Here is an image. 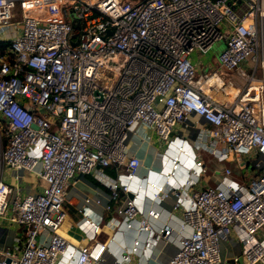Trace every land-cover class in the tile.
Segmentation results:
<instances>
[{"label": "built area", "instance_id": "1", "mask_svg": "<svg viewBox=\"0 0 264 264\" xmlns=\"http://www.w3.org/2000/svg\"><path fill=\"white\" fill-rule=\"evenodd\" d=\"M0 40V170L16 181L0 179V217L22 227L0 247V264H56L63 254L61 264H129L137 240L109 263L103 253L133 222L145 246L174 244L164 264H219L229 234L241 246L233 264H264V0H0ZM219 40L207 70L190 60ZM190 114L207 123L210 153L226 164L186 195L173 234L127 195L140 163L127 142L137 124L166 141ZM106 167L117 176L99 179L105 216L90 217L84 196L77 226L91 242L69 250L59 233L66 190ZM185 171L168 190L190 188L204 167L192 157ZM21 179L39 190L17 195Z\"/></svg>", "mask_w": 264, "mask_h": 264}, {"label": "crops", "instance_id": "2", "mask_svg": "<svg viewBox=\"0 0 264 264\" xmlns=\"http://www.w3.org/2000/svg\"><path fill=\"white\" fill-rule=\"evenodd\" d=\"M207 128L206 122L195 114H190L184 123H177L171 128L166 141L160 140L150 127L138 124L134 126L128 137L127 152L135 155L140 163L127 180L131 187V192H128L127 195L131 197L134 193V201L138 209L151 208L158 211L157 219L153 221V224L159 225L166 222L171 226L173 234L177 231L181 209L187 204L186 195L205 185L215 183L219 179L221 167L226 164L225 161H217L214 153H210V145L205 135ZM173 156L177 157L178 163L173 175L165 183L164 173L172 171ZM192 157L201 160L204 173L190 188L179 187L173 191L168 190L166 184L181 183L186 178L185 164ZM233 174L238 175L236 172ZM115 176H117V172L111 167L101 170L93 169L90 174L77 178L66 190L63 202L64 216L59 233L67 239L69 250L71 247L77 248L79 245L91 242L77 226L80 218L78 210L82 207V198L84 196L92 198L91 202L87 204L90 217L105 216L103 205L108 202V190L100 183L99 179L107 181L108 177L114 178ZM0 179L8 184L16 183L12 178V170L6 166H1ZM150 182H153L154 186ZM24 183V179L17 182L19 185L17 186V195L39 190V186H23ZM163 184L164 187L158 191L157 186ZM153 195L156 198H153ZM176 201L180 204L173 207ZM134 224L133 222L130 228H119L113 240L106 244L103 253L105 263H109L113 258H118L123 248L129 249L133 241L137 240V252L133 254L129 264H134L135 261L139 264H164L174 252V244L158 239L152 245L145 246V234L138 233ZM21 231V226L0 217V247L11 245L14 237L18 236ZM105 234H108V230L102 228V232L95 236V240H104ZM240 248V243L232 234H229L228 238L221 242L219 264H233L232 257L238 254ZM66 258V254L58 256L56 264H61Z\"/></svg>", "mask_w": 264, "mask_h": 264}, {"label": "rangeland", "instance_id": "3", "mask_svg": "<svg viewBox=\"0 0 264 264\" xmlns=\"http://www.w3.org/2000/svg\"><path fill=\"white\" fill-rule=\"evenodd\" d=\"M223 48V42L222 40H219L217 42H214L211 46V48L205 53V54H202L200 56H196L195 53H191L190 55V60L192 62L195 63V61H199L201 63V65H205V69L204 70H207L208 69V64L210 62H213L215 61L216 59V55L217 53ZM236 84H238L236 82ZM216 98H219V99H225V98H222L220 95H215ZM3 146V140L2 138L0 137V149L2 148Z\"/></svg>", "mask_w": 264, "mask_h": 264}, {"label": "trees", "instance_id": "4", "mask_svg": "<svg viewBox=\"0 0 264 264\" xmlns=\"http://www.w3.org/2000/svg\"><path fill=\"white\" fill-rule=\"evenodd\" d=\"M7 44H8L7 41L0 40V52H2L5 49V47H6Z\"/></svg>", "mask_w": 264, "mask_h": 264}, {"label": "bare ground", "instance_id": "5", "mask_svg": "<svg viewBox=\"0 0 264 264\" xmlns=\"http://www.w3.org/2000/svg\"><path fill=\"white\" fill-rule=\"evenodd\" d=\"M230 91L233 93L234 92V89L233 88H230Z\"/></svg>", "mask_w": 264, "mask_h": 264}, {"label": "water", "instance_id": "6", "mask_svg": "<svg viewBox=\"0 0 264 264\" xmlns=\"http://www.w3.org/2000/svg\"><path fill=\"white\" fill-rule=\"evenodd\" d=\"M7 261V260H6Z\"/></svg>", "mask_w": 264, "mask_h": 264}]
</instances>
